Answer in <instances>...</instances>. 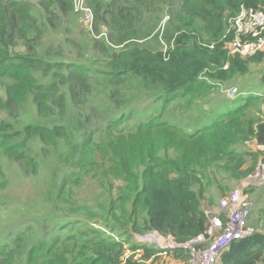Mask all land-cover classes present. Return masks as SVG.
Here are the masks:
<instances>
[{"label": "trees", "instance_id": "trees-1", "mask_svg": "<svg viewBox=\"0 0 264 264\" xmlns=\"http://www.w3.org/2000/svg\"><path fill=\"white\" fill-rule=\"evenodd\" d=\"M54 3L62 11L71 10L64 0ZM178 5L180 18L169 17L165 28L161 17H153L156 11L170 10L172 14ZM242 5L264 10V0H112L108 7L102 0H92L93 11L87 7L93 13L95 30L108 26L112 42L123 46V54L114 55L112 62L117 70L116 85L123 90L128 81H137L146 91L161 90L168 103L180 93L191 92L195 85L198 89L191 97L197 98L202 77L213 84L233 83L250 71L251 63L264 62L263 54L243 62L228 56L227 26ZM51 14L54 17L47 18L55 26L58 17ZM23 16L22 5L18 9L14 0H0V76L11 80L6 99H0V112L5 114L0 123V151L21 165L30 160L37 169L41 166L37 150L60 144L70 153V164L100 161L99 167L119 184L109 183L117 197L111 199L109 209L102 208L111 219L100 222L104 229L111 231L117 226L112 219L123 223L128 207L131 212L125 222L143 212L151 231L171 237L176 244L206 234L210 224L203 209L207 190L215 185L223 191L219 183L223 176L240 180L254 173L256 168L246 167L247 154L236 151L235 146L252 139L264 146V120L246 121L247 107H241L192 128L152 119L134 130L120 131L131 117L120 112L124 101L115 87L110 96L104 93L113 106L110 131H92L91 115L79 109L94 97L90 69L64 61H53L46 68L35 47L25 55H15L17 44L28 40ZM228 61L230 66L225 69ZM67 97L79 109L76 118L69 114ZM30 98L37 120L24 125L21 110ZM96 132L105 133L98 137ZM68 171L65 165L59 174L61 187L67 182ZM4 180L0 166V185ZM117 211L122 212L121 217ZM89 233L96 231L56 238L43 234L35 240L26 230L20 231L14 242L0 245V264H148L152 255L146 249L141 260L126 258L121 243L108 236L88 238ZM263 262L264 234L254 231L233 242L218 264Z\"/></svg>", "mask_w": 264, "mask_h": 264}, {"label": "rangeland", "instance_id": "rangeland-1", "mask_svg": "<svg viewBox=\"0 0 264 264\" xmlns=\"http://www.w3.org/2000/svg\"><path fill=\"white\" fill-rule=\"evenodd\" d=\"M14 1L18 9L19 5L24 7L23 17H26L25 31L28 39L17 44L14 48L15 55H25L35 47L46 68L51 67L49 63L53 61H64L90 69L94 97L89 98L79 109L91 115L92 124L89 129L92 131H110L109 122L113 119V106L108 104L104 93L110 96L115 87L119 89L120 97L124 101L120 112L131 117L118 128L120 131L134 130L152 119L176 123L182 128L187 126L192 128L197 123L222 118L241 107H247L246 121L259 123L264 120V62L251 63L250 71L238 77L233 83L213 84L202 77L199 80L202 92L197 98L191 97L198 89L195 85L191 92L180 93L165 103V97L159 89L146 91L137 81H128L123 90L116 85L114 74L117 70L112 66V62L114 55L123 52V46L118 47L112 42L111 29L108 26L101 25L97 31L94 28L95 22L90 25L83 19L82 13L76 10L80 0H64L65 7H71L68 11H62L54 0ZM91 1L84 0V3L93 11ZM102 1L105 7L112 5V0ZM179 9L180 5L176 6L172 14L168 13L170 10L165 13L156 11L153 17H161V25L165 28L169 17L180 18ZM51 13L58 17L55 26L51 25L47 18L54 17ZM230 25L231 20L227 31ZM144 33L145 31H142V35H145ZM225 41L227 50L228 40ZM160 43L165 46L163 41ZM237 58L241 62L253 59ZM229 63L228 61L226 64L230 66ZM10 83L8 77L0 76V99H6V90ZM232 86L241 92V96L235 100L223 93L224 88ZM208 88L214 89L208 92L206 91ZM67 101L69 114L76 118L79 109L74 108L70 97H67ZM113 103L115 105V102ZM21 113L24 125L37 120L36 108L31 98ZM4 119L5 114L0 112V123ZM104 133L96 135L99 137ZM65 147L60 144L58 148L37 150L41 159L39 169L35 168L30 160L21 165L0 151V166L5 175L4 183L0 185V245L14 242L19 232L25 230L35 240L41 239L43 234L56 238L59 235L66 237L80 231L91 230L96 233H89L88 238L99 240L108 236L113 241L121 243L126 258L134 257L141 260L145 258V250L150 249L152 255L147 258L148 264H172L177 260L187 259L185 252L175 248L176 244L171 237H162L148 228L143 212L125 222L131 212L127 207L121 218L123 223L112 219V223L117 225L113 230L102 228L100 222L111 220L107 212L110 208L109 202L117 197L116 190L110 191L109 183H115V187L119 184L111 178L105 168L99 167L100 161L96 159H90L83 165L80 162L78 164V161L70 164L68 159L70 153L66 152ZM235 149L247 154L246 167L255 170L263 155L255 140L246 142L244 146L237 145ZM63 165L68 166L69 171L67 182L61 187L59 174L64 168ZM250 175L240 180L223 176L219 179L223 191L218 190L215 185L209 188L203 201V209L210 220L215 217L227 220L231 210L244 199L251 209L247 225L255 232L264 234V186L248 187ZM66 185L68 188L64 191ZM103 207L107 209L103 210ZM86 208H89L92 214ZM117 212L116 215L121 217L122 212Z\"/></svg>", "mask_w": 264, "mask_h": 264}, {"label": "built area", "instance_id": "built-area-1", "mask_svg": "<svg viewBox=\"0 0 264 264\" xmlns=\"http://www.w3.org/2000/svg\"><path fill=\"white\" fill-rule=\"evenodd\" d=\"M76 10L82 13L83 19L88 24H93V13L90 8L85 6L84 0H80ZM225 39L228 40L229 57L252 58L264 55V10L242 5L236 17L231 20ZM228 68L229 65L226 64L225 69ZM223 93L234 100L241 96L239 89L234 86L224 88ZM262 151L264 153V146H262ZM248 179L250 180L248 187L264 186V158L258 163L256 170ZM250 215L249 204L242 199L231 210L226 222L222 218L215 217L210 220L206 234L185 244L175 243V248L185 252L187 259L177 260L172 264H218L222 253L228 250L233 242L254 232L247 225Z\"/></svg>", "mask_w": 264, "mask_h": 264}, {"label": "crops", "instance_id": "crops-1", "mask_svg": "<svg viewBox=\"0 0 264 264\" xmlns=\"http://www.w3.org/2000/svg\"><path fill=\"white\" fill-rule=\"evenodd\" d=\"M259 149H261V150H262V146H259ZM135 259H137V258H135Z\"/></svg>", "mask_w": 264, "mask_h": 264}]
</instances>
